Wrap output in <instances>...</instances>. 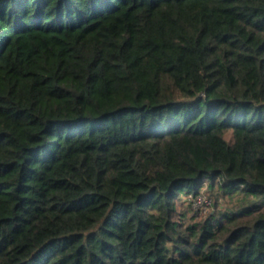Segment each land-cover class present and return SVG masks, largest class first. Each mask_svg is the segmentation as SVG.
<instances>
[{"label": "trees", "instance_id": "obj_1", "mask_svg": "<svg viewBox=\"0 0 264 264\" xmlns=\"http://www.w3.org/2000/svg\"><path fill=\"white\" fill-rule=\"evenodd\" d=\"M0 264H264V0H0Z\"/></svg>", "mask_w": 264, "mask_h": 264}, {"label": "rangeland", "instance_id": "obj_2", "mask_svg": "<svg viewBox=\"0 0 264 264\" xmlns=\"http://www.w3.org/2000/svg\"><path fill=\"white\" fill-rule=\"evenodd\" d=\"M214 195L211 197L212 191L209 190V188H207V183H204L203 187H202V193H200V195L197 197L196 200H194V205L199 207L203 205L204 201H207L208 203H210V205L208 206L206 212L201 213V215H199V217L197 218L196 216V220L200 219V218H205L210 212L214 211V209H216L218 212H223V211H231V210H238V208L240 207V198L238 195H232V194H223L220 193L218 196V201H216V194L217 192H219V190L213 189ZM186 199V198H185ZM184 205L182 204L180 206V208H184L185 206L187 207V204L189 203V201H184ZM217 202L216 206L214 207V203ZM205 207V206H204ZM193 215V213H189L188 216L185 218L186 221L189 220V216Z\"/></svg>", "mask_w": 264, "mask_h": 264}, {"label": "built area", "instance_id": "obj_3", "mask_svg": "<svg viewBox=\"0 0 264 264\" xmlns=\"http://www.w3.org/2000/svg\"><path fill=\"white\" fill-rule=\"evenodd\" d=\"M209 205H210V203H208L207 201H204L203 202V205L202 206H199L198 208H201V213H204V212H206V210H207V208H208Z\"/></svg>", "mask_w": 264, "mask_h": 264}]
</instances>
